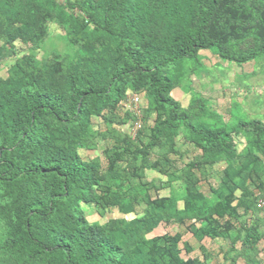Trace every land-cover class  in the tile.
Masks as SVG:
<instances>
[{"label":"trees","instance_id":"trees-1","mask_svg":"<svg viewBox=\"0 0 264 264\" xmlns=\"http://www.w3.org/2000/svg\"><path fill=\"white\" fill-rule=\"evenodd\" d=\"M256 1L66 0L67 8L51 1L52 11L48 0H0L7 5L0 8V59L11 55L14 39L26 45L39 40L48 21L65 26L71 44L85 52L66 71L57 54L41 63L23 56L9 68L7 82L0 83V264H207L177 259L181 234L148 237L161 223L183 227L189 221L198 242H229L226 261L261 264L252 255L262 235L243 221L242 212L262 210L258 201L264 192L256 195L252 187L263 190L264 175L260 158L251 149L240 153L233 134L250 136L249 144L264 158V126L239 121L227 130L194 124L171 96L176 84L169 75L200 51H214L237 64L263 56L264 42L249 50L228 45L231 33H248L251 25L248 15L236 22L237 5ZM261 16L264 30V2ZM232 20L236 27L226 24ZM87 31L91 38L84 39ZM128 91L144 92L148 99L142 130L135 138L109 130L100 135L102 142L110 139L103 144L105 163L84 161L80 149L100 142L91 140L90 105L103 100L109 127L134 122L133 112L122 114ZM153 111L156 118L148 126ZM182 127L201 157L180 176L166 155L155 161L148 157L163 140L172 146ZM144 136L149 141L139 148ZM223 160L236 164V171L220 174L212 198L189 197L181 209L176 198L150 197L163 186L147 182L146 169L198 192L196 186L207 176L203 167ZM135 185L141 189L130 202L133 207L139 200L145 203L141 216L106 230L87 220L83 205L99 211L118 207ZM202 251L209 260L211 253ZM231 252L237 257L230 258Z\"/></svg>","mask_w":264,"mask_h":264},{"label":"rangeland","instance_id":"rangeland-1","mask_svg":"<svg viewBox=\"0 0 264 264\" xmlns=\"http://www.w3.org/2000/svg\"><path fill=\"white\" fill-rule=\"evenodd\" d=\"M48 1H53L54 4L58 3L63 8H67L66 0ZM263 2V0H258L250 3L242 2L237 5L236 22L241 16L248 15L249 18L251 16V25L248 33H245L244 30L240 31V36H235L231 33L229 36V46L249 50L258 47L261 42H264V30L261 27ZM51 4L54 6L52 11H55L56 5L52 2ZM2 7H7V5L0 2V8ZM31 8L36 9L37 7L36 5H32ZM66 11L68 10L66 9ZM226 24L229 27H236L235 25H237L233 20L226 22ZM65 28V26H61L54 21H48L45 32L36 42L26 45L18 39H14V49L11 50L13 51L11 55L5 59H0V83L5 84L7 82L9 68L17 59L23 56H33L37 63H41L45 59L57 54L60 56L62 65L66 71L76 56L85 55V52L71 44L68 40ZM82 36L84 39L91 38V31L84 32ZM3 44L4 41L1 40L0 45ZM115 48L118 49V52H122L120 48ZM95 53L99 54L98 51ZM109 54L114 55L112 52H109ZM169 75L173 77L176 84L171 96L179 103L180 110L188 113L194 124L204 123L213 128L227 130L236 127L239 121H258L264 126V55L251 62L237 64L221 59L214 51H200L197 58L185 60L171 70ZM62 82H65V80L63 79ZM128 94L131 95L132 93L128 91ZM139 95L141 102L138 105V113H136L144 125L143 111L148 108L149 102L144 92L139 93ZM90 110L92 120L91 140L99 139L100 142H98L95 148L80 149L79 153L84 161L100 158L104 164L103 144L104 142L108 143L110 139L107 138V140L102 142L103 138L100 135H106L111 130L114 135L123 133L134 138L135 121L109 127L103 120V116H106L108 111L101 99L91 104ZM155 118L156 112L153 111L147 121V125L152 126ZM187 134L186 128L182 127L180 135L174 139L172 146L169 145L168 141L163 140L156 149L149 151L148 159L151 161L163 160L166 155L173 163L172 170L182 176L183 171L193 161L201 157V151L196 150L194 144L187 139ZM233 137L240 153L251 149L260 158L258 168L261 174L264 175V158L249 144L251 137L243 133L233 134ZM143 141L144 144H140L139 148L146 145L149 139L144 136ZM140 158L141 156L138 157V160ZM138 160H133L132 163ZM203 169V172L207 176L196 186L198 192L195 190L188 191L182 180L170 184L167 183L168 178L165 175L150 168L146 169L144 171L145 180L157 186H163L155 192L152 191L150 197L152 199L176 198L178 206L181 209L187 205L186 200L189 197L200 194L212 198V189L217 187L221 181L220 174L226 171L229 176L233 175L236 171V164L231 165L223 160L218 164L205 166ZM195 171L197 172V170ZM140 189L138 185L133 186L131 192L125 195L120 206L106 209L105 211L97 210L94 205H83L87 220L90 223H99L106 230L112 229L120 220L130 221L141 216L146 207L145 203L139 200L133 207L130 202V196L132 194L135 196ZM252 191L256 195H259L261 192H264V189L260 190L257 187H252ZM240 194L241 192L238 191L237 195L240 196ZM242 215L243 221L246 224L259 228L262 239L258 250L252 256L258 262L264 264V211H256L254 209V211L242 212ZM193 222L189 221L183 227L175 224L161 223L148 237L176 236L177 234H181L182 238L179 243L178 253L176 254L180 262L194 259L207 264H232L230 261L224 259L226 250L230 249L229 242L222 239L212 241L207 238L202 242H198L189 229ZM186 245L190 246V253L186 251ZM202 248L211 253L209 260H206L204 257ZM237 249H240V244H238ZM229 256L230 258H236L237 254L231 252ZM236 264L246 263L242 258H238Z\"/></svg>","mask_w":264,"mask_h":264},{"label":"built area","instance_id":"built-area-1","mask_svg":"<svg viewBox=\"0 0 264 264\" xmlns=\"http://www.w3.org/2000/svg\"><path fill=\"white\" fill-rule=\"evenodd\" d=\"M140 102H141L140 95L132 93L131 95L128 94L127 100L121 104V108H122L123 112H127V111L133 112L137 117V119L134 123V136H133L134 138L143 128V123L137 114L138 113L137 109L139 108L138 105ZM258 207L264 211V197L262 199H259Z\"/></svg>","mask_w":264,"mask_h":264}]
</instances>
